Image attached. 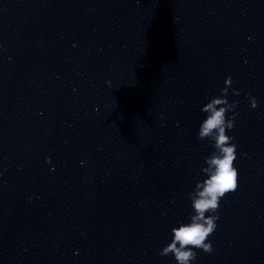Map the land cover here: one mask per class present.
Returning <instances> with one entry per match:
<instances>
[{
	"label": "clouds",
	"instance_id": "9594fccd",
	"mask_svg": "<svg viewBox=\"0 0 264 264\" xmlns=\"http://www.w3.org/2000/svg\"><path fill=\"white\" fill-rule=\"evenodd\" d=\"M233 84L229 76L225 80V87L221 95L212 96L204 104L201 111L206 113L205 119L199 126L198 139L207 140L213 151L204 157L205 165L201 168L204 179L196 182L194 190L189 193L193 214L189 215V222H181L171 229V242L162 248L159 255H173L177 264H192L197 253L194 249H201L206 253L213 251L209 237L216 230L219 219L218 209L220 201L226 194L238 188V170L234 166L237 158L234 137L227 132L235 126L237 102H229L228 87ZM233 89V95H239ZM251 107H257L255 97L248 96ZM232 115L229 117L228 113Z\"/></svg>",
	"mask_w": 264,
	"mask_h": 264
}]
</instances>
